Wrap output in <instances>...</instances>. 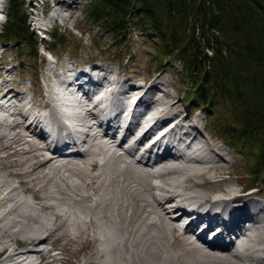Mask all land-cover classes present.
Listing matches in <instances>:
<instances>
[{
	"label": "bare ground",
	"instance_id": "bare-ground-1",
	"mask_svg": "<svg viewBox=\"0 0 264 264\" xmlns=\"http://www.w3.org/2000/svg\"><path fill=\"white\" fill-rule=\"evenodd\" d=\"M46 4L48 5L47 2ZM84 68L66 67L63 76L57 78V87L49 86L46 93L39 97L46 99L45 104H40L38 100L26 101L23 96L25 93L14 89L6 90L9 84L0 81V99H5V104L0 103V106L4 107L2 110L11 106L10 111H7L12 118L7 119L8 125L14 131L11 136L7 130H0V141L4 140L0 151L6 150L0 164L5 165L3 168H11L27 163L29 167L28 170H9L5 174L0 172V252L3 254L0 264H37L34 256L38 253L39 257L42 255L38 246L52 235L53 227H49L48 222L35 213L37 207L30 203V197L24 198L16 186L18 184H13L8 177L16 176L20 178V184H26L39 178L36 169L44 165L50 166L51 171L49 174L45 172L43 176L45 180L41 183L42 196L37 189L32 190L34 198L47 197L56 200V193L47 187L53 182L54 176L64 179L66 185L75 190L78 183L66 180L69 175L66 174L73 172V169L86 172L82 175L85 176V181L82 178L84 190L77 195L76 201H86L87 210L93 213L97 209L105 210L110 202L115 201L114 193L117 195L119 191L127 196V199H121L119 208L130 207V212L125 214L119 210L122 214L119 219L110 212L107 217L114 220L118 228L129 233V236L123 234L124 237L114 243L122 244L129 262L139 252L140 260L144 264H264V257L256 255V252L264 249H252L253 237L255 242L264 237V202L254 198V191L243 194V188L239 191L226 183L221 187L223 178H210L212 173L223 174L221 161L224 160V153L217 151L209 138H199L201 131L195 123L186 119L188 116H180L178 112L169 113L178 102L169 101L167 92L163 97L153 96L152 92L158 90L156 84L142 86L140 82L130 83V79H121L116 73L112 78L107 73L97 74L96 78ZM93 68L95 69L90 72L104 71L101 66ZM66 72H71L74 76L66 79ZM74 82L77 83L75 92L69 89ZM58 92L66 94L68 100L77 101L81 108L73 111V114L61 111L57 104ZM114 92L122 93L126 98L123 101L125 105L127 103L129 107L132 106L124 114L123 122L126 126L120 122L125 109L117 103L110 104L114 99ZM133 95L134 99L128 101ZM102 103L106 104V109ZM62 115L68 121H63ZM1 116L0 122L5 119ZM45 118L47 122L43 125L42 119ZM172 121H175L174 124L167 126ZM1 124L5 125V122ZM162 130L165 132L160 135ZM183 137L186 141L182 142ZM148 140L152 141L144 145ZM79 144L84 146L83 149L79 148ZM7 147L13 149L10 151L13 155L18 152L14 160L10 159L12 161L8 159L10 152ZM187 150L194 155H188ZM98 154L101 156L99 160L95 157ZM93 170L96 172H92ZM25 175L29 178L24 179ZM203 175L206 176L204 183L201 182L203 185L219 190L212 196L193 189L200 186L196 178ZM119 177L124 185L119 191H112L111 196L106 195L113 182L119 183ZM152 179L158 183H153ZM165 203L168 205L164 206ZM42 207L53 208L54 205L42 203ZM187 212H191L192 219L182 228L178 221L185 214L189 215ZM62 214L59 213V217ZM167 220L171 227L164 231L166 249L173 248L178 243V237L185 236L187 253L184 252L180 257L166 255L159 249L157 231L164 227ZM84 223L94 227L96 220L90 217ZM140 225L144 227L140 228ZM188 233L195 238L189 237ZM168 234L171 241L167 239ZM98 238L93 230L87 233L83 242L87 246L89 241ZM196 241L210 251L204 253ZM18 243L23 249L16 248ZM234 247L235 250H232ZM189 248H197L198 251L193 250L190 253ZM249 249L251 254L247 253ZM140 250L146 255L140 254ZM151 251L157 252L160 262L149 260L148 254ZM47 252L48 250L45 251ZM169 260L173 263H169Z\"/></svg>",
	"mask_w": 264,
	"mask_h": 264
},
{
	"label": "rangeland",
	"instance_id": "rangeland-1",
	"mask_svg": "<svg viewBox=\"0 0 264 264\" xmlns=\"http://www.w3.org/2000/svg\"><path fill=\"white\" fill-rule=\"evenodd\" d=\"M16 1L21 6V9L25 14L26 24L29 28V31L37 40V55L36 57L29 56L25 53V50H20L17 55V50L15 49L14 45H12L11 43H3L0 41V81L4 82V84H9L6 90L14 89L15 91H21L25 93V95L23 96H25L26 101L27 99L34 102L38 100L40 101V104H45L46 99H40L39 97L46 93V89L49 88V86L51 87V85H55L57 87V78H61L63 76L65 68H69L71 66L81 67L82 69L84 67V69H86L87 66L93 70L95 69L93 68V66H101L102 68H104V71L97 70L90 72L91 69H86V71L92 73V75L96 76V78L97 74L106 75V73L109 78H112L116 73L117 76H119L121 79H130V83L140 82L142 83V86L156 84L158 85V90H154L152 92L153 96L163 97L164 93L167 92L169 101L178 102V105L171 109L169 113L178 112L180 113V116H188V118L186 119L190 123H195L198 129L201 131V137L199 138L202 140H206L209 138V141L217 149V151H222L224 153V160L221 161V165L224 168L223 174L219 175L212 173V177L210 178H213L214 176V179L223 178L224 181L221 187H224L226 183V185H232L233 188L239 191H241L240 189L243 188V194H249L251 193V191H254L257 193L253 194L254 198L264 202V180L262 182L255 183V186H252L253 188H245L249 185V182L252 179V177L248 174L249 169L252 165L251 159L244 157L235 149L226 145L224 141H222L216 134H214V132L210 128V118L204 112L195 107V105L186 102V89H188V84L180 76L179 70L181 69V64L175 59L169 58L166 62H164L163 65H159L154 57L155 42L150 35H148L146 32L139 31L138 29H133L128 35L125 43H123L122 45H117V43L113 42L110 39V36L107 33L100 31L97 26L92 25L89 21L86 20L84 4L87 0ZM59 1L61 2L59 3ZM46 2L48 3V5L46 4ZM9 11L10 0H4V4L3 1H0V31L3 25L6 23L7 14ZM55 20L58 21L56 22ZM55 29L57 32V38H52V34L54 33ZM59 39L62 41L61 44L57 43V40ZM20 60L23 62L22 65L18 63V61ZM34 61L37 63V70L35 71L33 70L32 66ZM33 65L35 66V64ZM123 96L124 95H122V93L114 92V99L111 100L110 104L117 103L125 109L121 114L122 118H120V122L124 124V114L128 109V104L126 103L125 105V103L123 102L126 99ZM57 97V104L60 110L63 112L66 111L70 112V114H73V111L75 112L81 108L77 101L75 102L72 100H68L67 95L63 92H58ZM134 97L135 96L133 95L128 101L133 100ZM13 100L16 99L14 98ZM4 101L5 99H0V103L5 104ZM37 103L39 104V102ZM102 105L104 109H106V104L102 103ZM9 108L11 109V106L5 107V112V110H2L4 109V107L0 106V117L2 118L1 115H3V119L5 118V121L3 120L0 122V130L2 129L1 131H3L5 129L9 133H11L12 136V133L14 131L11 130L10 125H8V119L12 118V116L10 117V115H8V111H10ZM44 111L47 112V110ZM64 117L65 116L62 115V120L68 121L66 120L67 118L65 119ZM2 122H5V125H2ZM174 122L175 121L170 122L167 126L171 125L172 123L174 124ZM9 135L10 134H8V136ZM3 142L4 140L0 141V146ZM148 143L149 140L146 141L144 145ZM25 146H27V144H25ZM83 147L84 146L82 145L79 146L80 149H83ZM142 147L143 146H141V148ZM12 150L13 149H10V147H7L8 152H12ZM11 152L8 159L14 160L17 157L16 155H18V152L14 155L11 154ZM186 152L188 153V155H192L189 153V150H187ZM5 153L6 150L5 152L0 151V160ZM99 156L100 154L95 155L97 159L99 158ZM4 166L5 165L0 164V172H3L4 174L9 170L29 169L27 163H24L21 167L19 165L13 166L11 168H3ZM49 167L50 166L44 165V167L42 168H37L36 174L39 175V178L35 181H28L26 184H20V178H17L16 176H8L9 179L11 178L10 180L13 184H18L15 185L18 187L20 194L24 198L28 197L27 199H29L30 197V203H34L33 205L37 207L35 213L44 218V220L48 222L47 224L49 225V227H53L52 235L49 237V239L38 246V248L41 249L42 255L41 257H39L40 253H38L34 256L36 258L37 264H45V262H48V264H136V261H138L137 264H144L140 260L141 258L139 252L135 254V256H138L135 257L133 255V261L129 262L125 257L126 250L123 248L122 244L120 243L119 245H114V243H116L115 240H118L120 238L122 239L124 235L129 236V233L123 231V229L118 228V224L114 220L107 217V213L110 212L117 215L119 219L120 216H122L119 210H122L125 214L127 212L129 213L131 210V208L127 206L122 207L121 209L119 208L121 207V205H119L121 199H127V196L119 191V188L124 185L121 182V177L118 178V182L120 184L117 182H113V184L110 185V189H108V192L105 193L106 195H112L113 192L117 190L119 191L117 195L114 193L115 201L113 203L110 202V204L112 205H108L109 210L107 207H105V210L104 208L101 210L97 209L95 213H93L92 211L86 209V201H76L78 198L77 195L84 190V186L82 185L85 181V176H82L84 175V170L80 172L76 169H73L71 171L75 172V175L73 174V172H68L66 174H69L66 178L67 181H76L78 183L75 190H72L70 187H68V185H66L67 183L64 182V179L60 180L58 176H54L53 182L47 187H49V189L53 191V193H56V200L47 197L39 199L33 197V191L36 189L38 190L40 196H42L41 183L45 180V178L43 177L45 175V172H47L46 174L50 173L51 168ZM92 172H96V170H93ZM24 177V179L29 178L26 175ZM82 178H84V181L82 180ZM205 179L206 176L204 175L197 177L196 180L200 182V186H196V188L193 189H197L198 191L203 192L204 194H209L210 196L219 191L218 189L215 190L205 184L203 185V181H205ZM151 181L153 183H158V181H156L155 179H152ZM69 188L71 189V191ZM57 193L59 194L57 195ZM42 203H48L51 205L53 204L54 207L44 208L42 207ZM74 204H76V206ZM167 205L168 204L165 203L164 206ZM59 207L61 208L59 209ZM59 213H63L62 216H60L63 217V219L59 217ZM103 214L106 217H104ZM78 216L83 217L80 218ZM90 217L96 220V227L86 226V223H84V221L86 222V219H89ZM51 221H53V224L50 225ZM182 221L183 220H180L179 223H181ZM142 227L144 226L140 225V228ZM169 227L171 226L167 220L164 227H162L159 232L157 231V233H159L160 240L159 249H162L163 253H165L166 255L180 257L184 252L187 253V246L184 240L185 236L178 237V245L176 244L173 248L166 249L167 244L166 238L164 236V231ZM93 230L94 234H96L100 239L98 238L95 240H91L89 241L90 244L86 246V242H83V239L87 236L88 232H91ZM248 233L250 234V236L252 235L251 232ZM187 235L189 237H192L190 234ZM262 238L263 239L261 241L255 242L253 237L254 244L252 246V249L256 247L264 249V237ZM167 239H170V234L167 235ZM171 240L172 239H170L169 241ZM196 243L200 246L204 253L205 251H210V249H208L205 245L200 244L198 241H196ZM19 244L20 243H18V247L16 246V248L23 249V247L19 246ZM250 249L247 251V253L249 254H251ZM46 250H48L47 253H45ZM143 250L145 251V249ZM143 250H140V254L146 255ZM193 250H197V248H189L190 253ZM232 250H235V247L232 248ZM199 252L201 253V250ZM243 252L246 251L243 250ZM0 254L1 258L3 254L1 252ZM157 255L158 254L155 251H151V253L149 252V260L155 263V261L158 260ZM256 255L264 257V250L256 252ZM158 262H160V260H158ZM169 263L173 262L169 260Z\"/></svg>",
	"mask_w": 264,
	"mask_h": 264
},
{
	"label": "trees",
	"instance_id": "trees-1",
	"mask_svg": "<svg viewBox=\"0 0 264 264\" xmlns=\"http://www.w3.org/2000/svg\"><path fill=\"white\" fill-rule=\"evenodd\" d=\"M84 8L86 20L117 45L138 29L153 38L159 65L178 61L186 102L210 118L226 145L251 159L248 187L264 180V0H87ZM0 41L14 45L17 55H37L16 0Z\"/></svg>",
	"mask_w": 264,
	"mask_h": 264
}]
</instances>
